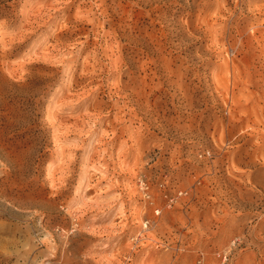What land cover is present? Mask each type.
I'll return each instance as SVG.
<instances>
[{
    "label": "rangeland",
    "instance_id": "rangeland-1",
    "mask_svg": "<svg viewBox=\"0 0 264 264\" xmlns=\"http://www.w3.org/2000/svg\"><path fill=\"white\" fill-rule=\"evenodd\" d=\"M0 264H264V0H0Z\"/></svg>",
    "mask_w": 264,
    "mask_h": 264
},
{
    "label": "bare ground",
    "instance_id": "bare-ground-1",
    "mask_svg": "<svg viewBox=\"0 0 264 264\" xmlns=\"http://www.w3.org/2000/svg\"><path fill=\"white\" fill-rule=\"evenodd\" d=\"M9 199V198H8ZM27 226V225H26ZM26 245V244H25ZM8 254V253H7ZM21 257V256H20Z\"/></svg>",
    "mask_w": 264,
    "mask_h": 264
}]
</instances>
